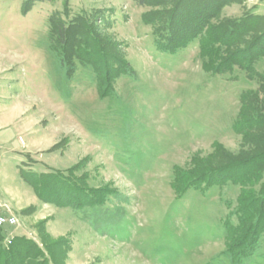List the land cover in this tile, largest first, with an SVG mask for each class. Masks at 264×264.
<instances>
[{"label":"rangeland","instance_id":"374dc122","mask_svg":"<svg viewBox=\"0 0 264 264\" xmlns=\"http://www.w3.org/2000/svg\"><path fill=\"white\" fill-rule=\"evenodd\" d=\"M154 1L50 0L23 13V0H0V213L17 219L1 228V245L18 235L61 240L58 264H264V231L239 263L224 252L226 229L237 231L241 185L177 195L179 182L201 166L242 150L232 124L240 94L258 83L238 67L208 71L198 37L174 52L159 50L146 19L169 5ZM64 6L70 16L93 18L112 44L106 52L120 53L133 70L112 79L106 97L98 96L90 65L76 61L67 76L50 47L48 19ZM246 9L264 15V0L232 2L220 16ZM255 67L264 70V58ZM19 167L62 170L103 203L40 201Z\"/></svg>","mask_w":264,"mask_h":264},{"label":"trees","instance_id":"16d2710c","mask_svg":"<svg viewBox=\"0 0 264 264\" xmlns=\"http://www.w3.org/2000/svg\"><path fill=\"white\" fill-rule=\"evenodd\" d=\"M43 1L50 0H23L21 10L26 13L33 3ZM134 1L143 5L151 0ZM243 1L158 0L153 4H168L169 7L146 19L155 26L159 50L174 52L198 37L200 56L208 58V71L229 73L238 67L247 79L258 83L256 89L240 94L239 111L232 124L233 131L241 135L242 150L236 154L220 153V161L201 166L197 174L179 182L177 191L179 196L188 188L198 189L227 181L241 185L236 212L237 231L233 233V230L226 229L228 243L224 252L232 263H239L252 255L264 231V70L255 67L264 58V15L246 9L239 17L220 16L222 7ZM48 24L50 47L59 55L66 75L74 72L76 61L90 65L96 74L100 98L112 93V79L120 74H133L120 53L106 52L109 47L106 50L104 47L111 48L112 44L99 33L98 25L88 15L77 13L70 16L64 6L62 13L56 12L49 17ZM107 55L112 57V63L105 59ZM18 174L40 201L74 208L103 203L95 201L89 190L62 170L36 172L19 167ZM2 239L0 228V264H58L64 252L61 240L50 244L43 238L35 241L18 235L4 246L1 245Z\"/></svg>","mask_w":264,"mask_h":264},{"label":"built area","instance_id":"2783aa9c","mask_svg":"<svg viewBox=\"0 0 264 264\" xmlns=\"http://www.w3.org/2000/svg\"><path fill=\"white\" fill-rule=\"evenodd\" d=\"M17 224V219L14 215L0 213V228L14 226Z\"/></svg>","mask_w":264,"mask_h":264},{"label":"crops","instance_id":"0c3cea01","mask_svg":"<svg viewBox=\"0 0 264 264\" xmlns=\"http://www.w3.org/2000/svg\"><path fill=\"white\" fill-rule=\"evenodd\" d=\"M0 141H1V139H0ZM1 164H3V161L0 163V168L2 167ZM13 166H14V165H11V164L8 163V164L5 165L4 167H6V168H14Z\"/></svg>","mask_w":264,"mask_h":264}]
</instances>
